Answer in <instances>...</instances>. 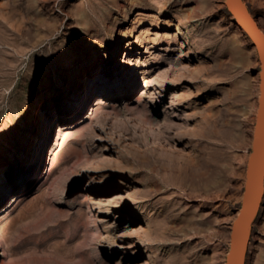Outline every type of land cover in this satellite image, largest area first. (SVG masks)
<instances>
[{"label":"rangeland","instance_id":"1","mask_svg":"<svg viewBox=\"0 0 264 264\" xmlns=\"http://www.w3.org/2000/svg\"><path fill=\"white\" fill-rule=\"evenodd\" d=\"M225 1L0 0V264H226L261 63Z\"/></svg>","mask_w":264,"mask_h":264},{"label":"water","instance_id":"2","mask_svg":"<svg viewBox=\"0 0 264 264\" xmlns=\"http://www.w3.org/2000/svg\"><path fill=\"white\" fill-rule=\"evenodd\" d=\"M230 14L256 47L261 63L260 96L242 207L231 231L226 264H246L254 222L264 201V30L244 0H226Z\"/></svg>","mask_w":264,"mask_h":264},{"label":"bare ground","instance_id":"3","mask_svg":"<svg viewBox=\"0 0 264 264\" xmlns=\"http://www.w3.org/2000/svg\"><path fill=\"white\" fill-rule=\"evenodd\" d=\"M254 16V15H253ZM256 18V17H255ZM101 101L98 102V104L100 103ZM79 109H81V107H79ZM93 112H95V109L93 110Z\"/></svg>","mask_w":264,"mask_h":264}]
</instances>
